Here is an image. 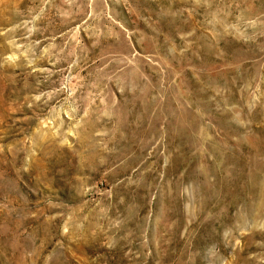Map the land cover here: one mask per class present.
<instances>
[{"label": "rangeland", "instance_id": "obj_1", "mask_svg": "<svg viewBox=\"0 0 264 264\" xmlns=\"http://www.w3.org/2000/svg\"><path fill=\"white\" fill-rule=\"evenodd\" d=\"M0 264H264V0H0Z\"/></svg>", "mask_w": 264, "mask_h": 264}]
</instances>
